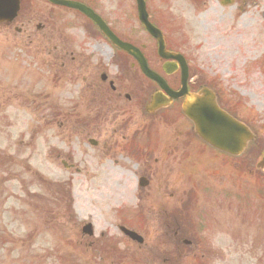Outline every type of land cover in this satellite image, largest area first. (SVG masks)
<instances>
[{"label":"rangeland","instance_id":"1","mask_svg":"<svg viewBox=\"0 0 264 264\" xmlns=\"http://www.w3.org/2000/svg\"><path fill=\"white\" fill-rule=\"evenodd\" d=\"M101 1L99 10L123 35L141 41L149 39L136 20L134 0ZM234 1L236 4L227 6H223L220 0H202L198 3L195 0H149V4L162 26L166 28L171 23L180 27L181 35L188 42L184 49L196 67H204L201 69L209 78L217 76L221 79L219 83L226 92L225 97L233 112L251 125L258 136L257 149L263 150L264 64L260 63L264 60V0H248L250 3L245 10L238 8L242 0ZM38 9L36 7L30 11L33 16L41 13ZM85 25L86 20H82V26ZM15 33L13 27L0 26V237L7 233L16 237L23 232L25 222L18 212L21 210L30 211L29 229L38 224L40 227L42 222L34 218L38 214L32 209L37 211L43 205L35 197H44L43 201L53 202L56 195H53V187L49 186L50 181L53 183L57 177L73 179L72 176H75L74 171L67 173L55 159L54 149H69L73 137L69 133L56 135V129L60 131L66 128L59 129L54 124L53 106L62 93L73 92L77 85H69L67 81L61 88L53 87L51 78L54 67L49 68L57 63L46 51L49 48L44 46L38 50L36 42L32 46L26 42L20 43L21 35L16 36ZM67 33L68 29H63L56 34L67 38ZM71 35L84 39L80 29ZM51 38L57 42L53 36ZM19 43L24 48L22 52L16 46ZM39 57L49 59V68L44 67ZM44 123L46 129L42 130ZM74 146L76 148V144ZM258 156V151H254L249 160L255 162ZM96 172L98 179L100 175L103 177L105 170L102 168ZM42 177H45V185L41 182ZM247 177L251 181L245 185L244 180L246 193H258L264 186V174L254 172L252 177ZM79 179L75 176L76 182L83 184V180ZM236 185L238 189L241 188L239 178ZM256 204L254 200L253 217L249 218L248 223L232 211L236 219L227 220L220 230L215 231L213 244L221 249L219 254L222 257L215 258L213 255V264H264V223L262 225L260 216L255 217ZM245 214H249V211H245ZM149 223L155 226V217H150ZM44 233L47 234L45 249L31 250L30 259L24 264H32L31 260L35 258L33 261H36L41 253L46 258L45 264H50L48 261L53 257V264L56 263L59 240L53 237L54 232L48 227ZM145 235L148 238L151 236ZM22 248L28 249V245L24 243ZM25 249L22 253L16 251L12 259L21 258ZM61 262L72 264L73 261L67 256ZM7 263L9 259L5 251H0V264Z\"/></svg>","mask_w":264,"mask_h":264},{"label":"flooded vegetation","instance_id":"2","mask_svg":"<svg viewBox=\"0 0 264 264\" xmlns=\"http://www.w3.org/2000/svg\"><path fill=\"white\" fill-rule=\"evenodd\" d=\"M71 1L80 2L96 10L91 0ZM20 4L21 8L29 10L49 5L50 8L58 10L57 18L60 22L71 17L79 21L85 31V39L59 38V43H54V49L50 50L57 53L60 77L65 79L64 73L69 72L70 77L75 75L81 79L71 97L62 93L57 102L58 119L65 113L63 118L71 122L68 132L75 135L76 139L75 150L64 156L60 153V162L62 161L64 167L69 170L77 171L78 168L73 162L82 165L97 158L102 164L109 166L113 161V168L121 169V172L108 179L105 185L106 191L109 192L107 195L117 200L118 205L122 207L128 187L132 184L135 186L140 204L136 205L135 215L133 214L135 217L129 222V227L138 233L155 235L153 243L151 241L152 245L149 246V252L155 249L158 251L155 260L163 264H173L175 256L176 259L184 256L185 259L192 260L197 253H201L204 260L205 252L211 251L215 246L213 243L209 244V239L212 240V234L220 230L222 223L232 220V207L237 202L234 178L229 181L226 178L228 186L223 188L219 172L221 159L230 161L232 158L223 157L220 152L199 141L193 126L183 113L182 99L174 101L167 110H162V114L165 113L163 117L175 121L173 128L169 127L167 136L152 130L144 133L140 123H143L144 119L148 120V117H151V120L154 118L144 113L143 105L147 98L159 89L158 85L151 82L131 83L125 80L124 64L121 66L124 73L122 77L109 75L108 68L101 62L106 50L110 48L120 64L125 63L124 58L101 33L98 26L81 11L51 4L48 0H20ZM41 16L47 21L50 19V12H44ZM23 20L21 24H26V29L30 30L31 17ZM82 20L87 21L84 27ZM20 30L23 31V28ZM47 35L48 33L42 34V38ZM27 38L32 39L34 35L29 33ZM93 58H96L95 64H92ZM160 62V66L159 61L158 64H152V61L148 63L153 70H163L164 61ZM172 64H175L176 70L166 75L167 85L172 90H179L181 68L176 61ZM188 65V90L196 93L204 86L213 88L218 93L220 106L237 116L222 93L218 80L209 78L191 63ZM136 66L135 62H131L132 70L137 69ZM65 98L69 101H65ZM63 102L71 104L69 110L61 107ZM57 122L60 127L64 126L61 120ZM65 159L71 162L63 161ZM122 159L135 165V178L125 177V164L119 163ZM119 213L124 217L126 211L120 209ZM152 216L156 219L155 226L149 223ZM56 224L57 228L61 226L60 222ZM69 231L74 239H77L79 234L83 235L77 228ZM80 239L76 244L86 245V259L91 260L101 259L108 252H117L115 258L126 254L132 261L141 264V249L148 245L146 238L144 244H138L135 249L131 247L135 255L133 256L129 248L121 247L123 251L120 252L118 246H115L121 244V241L116 244L105 240L84 242V236H80Z\"/></svg>","mask_w":264,"mask_h":264},{"label":"water","instance_id":"3","mask_svg":"<svg viewBox=\"0 0 264 264\" xmlns=\"http://www.w3.org/2000/svg\"><path fill=\"white\" fill-rule=\"evenodd\" d=\"M140 11V18L142 23L147 27V29L153 33L155 36H159V30L155 29L149 22L148 16L145 10L144 0H137ZM17 10V1L16 0H1L0 1V16L4 19H12ZM4 15V16H3ZM0 18V20H2ZM96 21L101 24V27L104 33L109 36L112 41L115 40V35L111 30L107 27L106 24H103L98 17H94ZM116 43L118 41L115 40ZM127 51L132 52V48L127 44H120ZM211 95L204 94V96L199 97H191L186 105L187 112L194 119L197 130L201 133L203 138L215 146H223L224 149L230 150L237 146V150L240 152L246 146L247 141L251 138V132L247 131V129L231 119L228 116L224 115L223 119H220L219 113H215V119L208 124H204L201 121L200 114L197 109L198 103H200L203 98H210ZM225 142V143H224ZM236 142V144H235ZM261 169H264V158L259 164Z\"/></svg>","mask_w":264,"mask_h":264}]
</instances>
